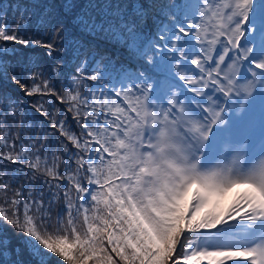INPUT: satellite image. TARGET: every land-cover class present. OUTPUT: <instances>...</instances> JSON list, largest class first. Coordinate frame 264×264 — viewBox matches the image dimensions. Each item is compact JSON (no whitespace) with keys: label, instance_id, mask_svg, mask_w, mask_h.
Returning <instances> with one entry per match:
<instances>
[{"label":"snow or ice","instance_id":"6c2138e0","mask_svg":"<svg viewBox=\"0 0 264 264\" xmlns=\"http://www.w3.org/2000/svg\"><path fill=\"white\" fill-rule=\"evenodd\" d=\"M68 19L140 68L69 43ZM0 42L74 59L0 43V264H264V0H0Z\"/></svg>","mask_w":264,"mask_h":264},{"label":"trees","instance_id":"16d2710c","mask_svg":"<svg viewBox=\"0 0 264 264\" xmlns=\"http://www.w3.org/2000/svg\"><path fill=\"white\" fill-rule=\"evenodd\" d=\"M7 1V4L9 3H15L16 0H6ZM86 0H80L81 3H84ZM58 2V0H57ZM10 16H14L12 19H11V29H14V27L16 26V23L15 22H12V20L14 18H18L19 17V14L17 12H15L14 14H11L10 13ZM67 26H69V28L71 30H74V27H73V24L71 23V19H68L67 20ZM29 34H31V29H29ZM76 38H78L77 34L74 33ZM87 40V39H86ZM85 40V41H86ZM0 43H7L8 44V47L10 49V53L9 55L11 56V49H16L17 50V53L20 54L21 56L23 55H28V56H31L33 58H36V57H40L43 61L47 62V63H51V64H56V63H59L62 59H69L71 60L72 58L71 57H68V56H65L63 57L62 59L61 58H58L56 61H52L50 58L48 57H44L42 56V53H43V49H35L34 51L31 50V49H25L24 46L22 44H16V43H13V42H0ZM72 66L70 64V62L68 63V66ZM67 69L68 68H65L64 71L67 72ZM62 76H64L63 74H61ZM55 80H58V78H54ZM56 90L58 92H60L62 94V90H61V87H57ZM8 91L11 92V94L15 97H17L19 100H21L25 105H30V104H33L35 102H37L39 99H41L39 96H31V97H28V96H25L23 91L20 90L19 88L15 87V86H10L8 88ZM46 97V96H45ZM49 97V96H48ZM44 99V97H43ZM50 99H51V103L55 105L56 109L60 110L61 113H67V116H68V124H69V118L72 117V114L71 113H68L67 112V108H68V105L67 103H61L55 96H50ZM59 102V105H57V103ZM45 107H49L48 105H45ZM52 108V111H54V107H50L49 110ZM29 115L31 117H34L35 118V121L37 122V131L39 130V126L40 124H43V127L45 129H49V124L46 120H44V118L36 112L35 108H28L27 109ZM51 111V112H52ZM60 117L58 116L57 119H59ZM9 126L12 128L13 131H15V128L18 127V124L9 120ZM70 125V124H69ZM50 131V129H49ZM37 133L36 132H30L29 135H32V136H35ZM23 138V137H22ZM49 141L51 142V145H50V148L51 150L53 151H59L62 153V148L59 147V144L58 142L63 140L64 138H62L60 135H59V132H56V134L54 136H49L48 137ZM0 151H3L2 148H0ZM2 163V162H0ZM63 168V165H61V169ZM16 185H13V187H15ZM27 191V189L25 190ZM9 196L13 195L12 192H9L8 193ZM2 202V201H0ZM59 210V206L53 208L52 210V215L53 217H55L56 215V212Z\"/></svg>","mask_w":264,"mask_h":264},{"label":"rangeland","instance_id":"374dc122","mask_svg":"<svg viewBox=\"0 0 264 264\" xmlns=\"http://www.w3.org/2000/svg\"><path fill=\"white\" fill-rule=\"evenodd\" d=\"M86 2V1H85ZM112 2L113 3H116L117 2V0H112ZM119 2L120 3H124V0H119ZM3 3L4 4H7V1L6 0H3ZM175 3H176V0H175ZM7 12H8V20L11 22V19L14 17V16H10V13L11 14H14L16 11H15V9L14 8H12V9H8L7 10ZM18 14H19V17L18 18H14L13 20H12V22H15L16 23V21L17 20H19V18H20V13L19 12H17ZM165 22H167V20H165ZM149 27L151 28L152 27V21L151 20H149ZM18 27V25H17V23H16V26L14 27V29H16ZM69 30H71L69 27L67 28V32L69 31ZM71 31H73V30H71ZM108 43L109 44H111L110 45V53H107L106 54V56H109V57H111L112 58V60L115 62V64H116V66L117 67H119V66H121V65H123L122 63H120L121 62V60L123 61H125V56L123 55V54H120L119 53V50H118V48L117 47H120V48H123V50L124 51H126V52H128L127 51V49L125 48V47H123L120 43H117V42H115V41H108ZM124 46H126V45H124ZM128 54H130L129 52H128ZM62 62V60L59 62V63H61ZM72 66H68V64H67V67H65V68H71ZM68 69H67V71H68ZM68 75L69 76H71V75H76L74 72H68ZM57 78H58V80H59V86L61 87V90H62V94L64 93V91L66 90V85H68V84H70V81L65 77V75L64 76H62V75H59V76H57ZM54 81V83H55V87H56V81L55 80H53ZM63 82V83H62ZM87 84H88V86L89 87H92L93 86V84H94V82H91V81H87L86 82ZM80 91L83 93V92H85L86 91V89L85 88H81L80 89ZM44 99L45 100H49V101H51V99H50V96L48 97V96H46V97H44ZM68 105V104H67ZM52 111V108L49 110V112H51ZM71 126V125H70ZM71 128H72V130L73 131H76L78 134H79V131L80 130H77V129H73V127L71 126ZM70 144V143H69Z\"/></svg>","mask_w":264,"mask_h":264}]
</instances>
